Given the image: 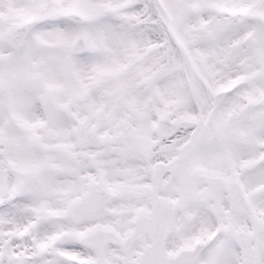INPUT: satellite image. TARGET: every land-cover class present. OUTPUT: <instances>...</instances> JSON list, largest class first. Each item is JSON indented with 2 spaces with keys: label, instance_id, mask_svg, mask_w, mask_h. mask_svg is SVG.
<instances>
[{
  "label": "snow or ice",
  "instance_id": "1",
  "mask_svg": "<svg viewBox=\"0 0 264 264\" xmlns=\"http://www.w3.org/2000/svg\"><path fill=\"white\" fill-rule=\"evenodd\" d=\"M0 264H264V0H0Z\"/></svg>",
  "mask_w": 264,
  "mask_h": 264
}]
</instances>
